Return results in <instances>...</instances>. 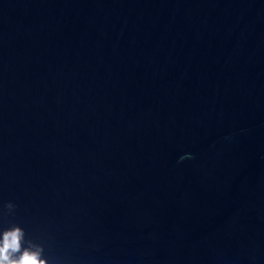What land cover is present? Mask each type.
Returning <instances> with one entry per match:
<instances>
[{"label":"water","instance_id":"1","mask_svg":"<svg viewBox=\"0 0 264 264\" xmlns=\"http://www.w3.org/2000/svg\"><path fill=\"white\" fill-rule=\"evenodd\" d=\"M13 224L50 264H264V0H0Z\"/></svg>","mask_w":264,"mask_h":264},{"label":"clouds","instance_id":"2","mask_svg":"<svg viewBox=\"0 0 264 264\" xmlns=\"http://www.w3.org/2000/svg\"><path fill=\"white\" fill-rule=\"evenodd\" d=\"M5 207L8 214H14L17 205L9 201ZM0 264H50V259L43 243L28 238L22 226L13 224L0 229Z\"/></svg>","mask_w":264,"mask_h":264}]
</instances>
